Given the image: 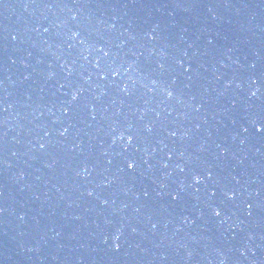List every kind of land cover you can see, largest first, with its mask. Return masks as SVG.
I'll return each instance as SVG.
<instances>
[{
  "label": "water",
  "instance_id": "95a60500",
  "mask_svg": "<svg viewBox=\"0 0 264 264\" xmlns=\"http://www.w3.org/2000/svg\"><path fill=\"white\" fill-rule=\"evenodd\" d=\"M262 119L264 0H0V264H264Z\"/></svg>",
  "mask_w": 264,
  "mask_h": 264
},
{
  "label": "snow or ice",
  "instance_id": "6c2138e0",
  "mask_svg": "<svg viewBox=\"0 0 264 264\" xmlns=\"http://www.w3.org/2000/svg\"><path fill=\"white\" fill-rule=\"evenodd\" d=\"M178 6H179V5H178ZM72 19H73V20H76V17L73 16ZM74 36H75V37H78V36H80V33H79V32H76V33H74ZM155 38H156V37L153 36V39H155ZM79 42H80L81 44H84V43H85V40H84V39H81ZM99 52L102 53L101 59H103L104 57H107V56L109 55V53L106 52V51H104L103 48H100V49H99ZM13 63H15V61H13ZM96 63H97V67H100V61L97 60ZM159 68L163 71V70H165V65H164L163 63H161V64L159 65ZM251 68L255 69V68H256V65H255V64H252V65H251ZM128 71H132V69L129 68ZM25 79H27V77H25ZM151 84H152V85H156V84H157V81H156V80H152V81H151ZM145 86H147V85H145ZM125 90H127V88H125ZM251 94H252L253 96L256 95L255 92H252ZM168 95H169V96H172V92L169 91V92H168ZM75 98H76V97L73 96V99H75ZM259 123L261 124V127L257 129V128L255 127V125H253V129L255 130V133H256V134H260V137H261L262 139H264V119H262ZM65 131H67V129H65ZM243 132H244V133H247V132H248V128L245 127V128L243 129ZM172 135H175V133H172ZM132 139H133V137L130 136L129 139H128L129 144L132 143ZM40 147L43 148L44 145L41 144ZM135 166H136V165H135V161H129V162L127 163V165H126V167L129 168V169H134ZM177 167H179V165H177ZM180 170L183 171V168H181ZM196 183L199 184V183H200V180L197 179V180H196ZM177 195H179V194H177ZM215 195H216V193L213 192V193H212V196H215ZM225 195L227 196V193H225ZM174 198H176V197H174ZM233 198H234V196H233V197H229V199H233ZM105 204H107V201H105ZM252 207H253V205H252L251 203H249V204H248V208L251 209ZM223 212H224V209H219V210H215V209H214V210H213V214H214L215 217H221L222 214H223ZM248 214L251 215L252 213L249 212ZM185 222L187 223V221H185ZM223 222H224V221L221 220V223H223ZM153 227H155V225H153ZM104 243H107V240H105ZM114 247H115L116 251L119 252L120 245H119V244H116Z\"/></svg>",
  "mask_w": 264,
  "mask_h": 264
}]
</instances>
